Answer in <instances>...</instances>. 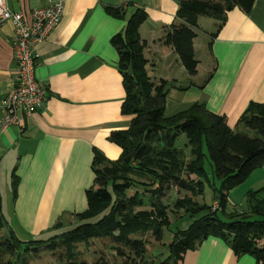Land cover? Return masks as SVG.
I'll return each instance as SVG.
<instances>
[{
	"label": "crops",
	"instance_id": "obj_1",
	"mask_svg": "<svg viewBox=\"0 0 264 264\" xmlns=\"http://www.w3.org/2000/svg\"><path fill=\"white\" fill-rule=\"evenodd\" d=\"M61 1L64 12L59 23L37 43L34 74L46 88L43 105L22 114L17 124L0 126V170H11V179L12 172L18 177L13 217L19 227L35 231L61 220L64 212L87 206L85 190L93 183L96 152L109 159L120 154L109 134L126 128L131 115L121 112L125 89L111 37L123 30L138 6L147 12L138 28L146 41V69L151 79L169 81L167 114L199 101L224 114L233 128L250 100L264 102V0H252L246 12L230 8L212 38L216 20L211 29L198 18L193 38L198 63L193 75L174 49L160 40L174 21L179 0ZM7 3L29 18L30 10L47 0ZM107 5H122L124 16L110 14ZM12 33L10 21L0 24V97L13 84ZM260 187L258 196L264 198V162L228 190L227 211H244L246 191ZM263 241L264 237L259 242ZM180 264H255V260L248 253L235 255L226 240L211 235L187 250Z\"/></svg>",
	"mask_w": 264,
	"mask_h": 264
},
{
	"label": "trees",
	"instance_id": "obj_2",
	"mask_svg": "<svg viewBox=\"0 0 264 264\" xmlns=\"http://www.w3.org/2000/svg\"><path fill=\"white\" fill-rule=\"evenodd\" d=\"M251 3L179 0L174 21L160 40L174 49L185 70L193 75L198 63L193 48L198 18L216 20L212 38L230 8L238 6L246 12ZM105 8L114 16H124L122 5ZM146 18V10L138 6L123 30L111 37L119 53L125 89L121 112L131 115L126 128L109 134L121 148L119 156L109 159L95 153V176L85 190L86 208L73 213V226L45 239L20 237L3 214L0 195V264H29L41 247L56 264H180L187 250L211 235L226 240L235 255L248 253L255 264H264V241L259 242L264 237V198L258 196L263 186L246 191L244 211H227L228 190L264 162V102L250 100L233 128L224 114L199 101L167 114L169 81L151 79L146 69V41L138 30ZM17 182L12 172L13 197ZM206 185L212 188L216 208L203 199ZM172 187L185 193L170 204L164 203L162 197ZM169 212L190 221L185 228H176L166 243ZM52 226L60 229L63 221ZM92 244L97 247L91 250ZM150 244L157 245L155 253L149 252Z\"/></svg>",
	"mask_w": 264,
	"mask_h": 264
},
{
	"label": "built area",
	"instance_id": "obj_3",
	"mask_svg": "<svg viewBox=\"0 0 264 264\" xmlns=\"http://www.w3.org/2000/svg\"><path fill=\"white\" fill-rule=\"evenodd\" d=\"M64 12L61 0L33 7L29 18L22 10L12 9L7 0H0V24L10 21L13 26L14 77L10 90L0 97V126L19 123L22 114H29L43 105L46 88L35 77L39 52L37 43L59 23ZM214 200L213 208L217 207Z\"/></svg>",
	"mask_w": 264,
	"mask_h": 264
},
{
	"label": "rangeland",
	"instance_id": "obj_4",
	"mask_svg": "<svg viewBox=\"0 0 264 264\" xmlns=\"http://www.w3.org/2000/svg\"><path fill=\"white\" fill-rule=\"evenodd\" d=\"M214 21V19L207 17V16H201L199 23L205 27V28H214V24L212 23ZM198 54L200 55V52L198 51ZM154 79V78H152ZM245 133H247L248 135H255L254 132H251L247 129L243 130ZM206 165L209 167L210 165H208V161L206 162ZM2 167V164H1ZM10 171L11 170H6L2 167L0 170V195H1V201H2V211L3 214L5 216V218L8 220V223L10 224V226H12L18 233V235L22 238H27V237H39V238H48L50 236H52L55 233L60 232L61 230L67 229L71 226H73L75 224V217L73 216V213H69V212H64L62 214L61 217V221H63V226L58 229V228H54L52 225L46 226L43 229H39L38 230H32L28 227H19L17 221L14 220L13 217V205L14 203H18V199L19 196L13 197V193H14V188L12 185V179L9 177L10 175ZM216 185H218V180L215 179L214 180ZM17 187V184H16ZM185 193V191L183 190H178L176 187H172L163 197L162 200L164 203H172V201L177 197V196H181ZM200 198V197H199ZM16 199V200H15ZM203 199L207 202V203H214V198H213V193H212V188H210V186L206 185L205 186V190H204V197ZM16 201V202H15ZM244 209H246V204H244ZM86 208V207H85ZM84 208V209H85ZM82 211V210H79ZM180 213V212H179ZM169 216L171 219V223L169 225V227H167L164 231V238L163 240L168 243L170 241V239L173 237V231L176 228H185L190 219L187 218V216H178L174 215L173 212H169ZM99 245V244H97ZM96 246V244H92V246L90 247V249L92 250L94 247ZM157 246L156 244H150L149 245V252L152 251V253H155L153 249H155L154 247ZM97 247V246H96ZM160 250L165 252V249L162 247H159ZM158 248V249H159ZM33 253H31L32 255ZM85 256L90 259L91 255H89V253H85ZM47 262H49L50 264H56L55 259L50 255V253L48 252V250H46L44 247L40 248V251L37 252V255L35 256H31V258L29 259V264H46Z\"/></svg>",
	"mask_w": 264,
	"mask_h": 264
},
{
	"label": "water",
	"instance_id": "obj_5",
	"mask_svg": "<svg viewBox=\"0 0 264 264\" xmlns=\"http://www.w3.org/2000/svg\"><path fill=\"white\" fill-rule=\"evenodd\" d=\"M127 71H128V73H130V72H131V69H130V68H128V69H127Z\"/></svg>",
	"mask_w": 264,
	"mask_h": 264
}]
</instances>
